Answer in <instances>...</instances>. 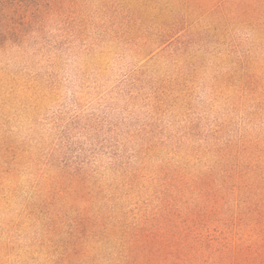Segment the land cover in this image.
Listing matches in <instances>:
<instances>
[{
    "label": "rangeland",
    "instance_id": "obj_1",
    "mask_svg": "<svg viewBox=\"0 0 264 264\" xmlns=\"http://www.w3.org/2000/svg\"><path fill=\"white\" fill-rule=\"evenodd\" d=\"M263 168L264 0H0V264H121L184 216L264 264V182L197 205Z\"/></svg>",
    "mask_w": 264,
    "mask_h": 264
},
{
    "label": "trees",
    "instance_id": "obj_2",
    "mask_svg": "<svg viewBox=\"0 0 264 264\" xmlns=\"http://www.w3.org/2000/svg\"><path fill=\"white\" fill-rule=\"evenodd\" d=\"M4 4L8 6V2ZM252 171L253 169L237 171V174L241 173L245 177L246 182L252 183L247 185L246 190L242 189L234 177L228 180L231 182L224 181L220 190L214 187L215 183L211 178L201 181L200 186L206 183H209V186L203 187L205 189L202 190L197 205L200 206L211 199L225 200L224 197L232 198L231 201L238 198L240 202L247 204L253 197L254 185L264 182V168L261 174L250 176ZM225 192L228 193L224 194ZM207 221L209 222L200 224L184 216L179 221L171 220L167 224L161 223L159 226L143 230L134 238L133 245L129 247L121 264H209L204 261V257L214 246L215 240L208 237L205 241L200 230L213 222L211 219Z\"/></svg>",
    "mask_w": 264,
    "mask_h": 264
}]
</instances>
